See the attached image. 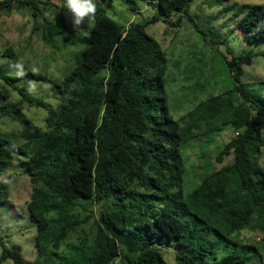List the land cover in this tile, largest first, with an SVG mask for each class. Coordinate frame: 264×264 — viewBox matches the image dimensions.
Here are the masks:
<instances>
[{
  "label": "trees",
  "instance_id": "trees-1",
  "mask_svg": "<svg viewBox=\"0 0 264 264\" xmlns=\"http://www.w3.org/2000/svg\"><path fill=\"white\" fill-rule=\"evenodd\" d=\"M191 1L157 0L155 15L125 26L104 13L113 0H95L73 69L51 81L61 94L55 108L0 74L24 101L47 112L41 129L0 106L1 116L22 126L21 144L0 135V165L24 159L26 208L36 229L33 264H168L163 247L174 248L176 264H210L223 246L228 250L218 264H247L254 252L263 257L264 104L240 80L253 56L226 58L233 88L174 119L165 89L168 60L146 32L158 22L178 26ZM15 6L0 0V9ZM175 16L177 24L170 21ZM237 26L247 43L264 39V2L247 6ZM52 33L57 29L43 37L46 44ZM225 128L231 136L211 160L214 167L185 196L183 145ZM7 198L0 185V204ZM245 230L263 236L255 243L261 251L240 240ZM7 260L29 264L16 246L2 249L0 264Z\"/></svg>",
  "mask_w": 264,
  "mask_h": 264
},
{
  "label": "rangeland",
  "instance_id": "rangeland-1",
  "mask_svg": "<svg viewBox=\"0 0 264 264\" xmlns=\"http://www.w3.org/2000/svg\"><path fill=\"white\" fill-rule=\"evenodd\" d=\"M17 6L0 9V74L28 95L40 99L51 107L61 102V94L51 81L62 80L74 67L76 51L81 49L80 39L87 37L92 18H85L78 27L73 25L72 14L66 0H14ZM264 0H192L185 12L178 16V26L158 22L146 28V32L161 46L167 58L166 92L168 106L174 119L215 94L228 93L234 81L226 65V58L252 55L250 64H243L241 83L258 103L264 104V39L245 42L237 26L245 8ZM23 3V4H22ZM28 3L35 5L30 6ZM157 11V0H113L105 9L106 16L122 25L143 23ZM33 14L36 15L33 16ZM175 16L170 19L177 24ZM50 44L43 41L48 32ZM60 31V32H59ZM73 34L76 38L73 41ZM68 41V44L65 42ZM10 50L11 54H4ZM31 74L43 76L34 80ZM0 106L15 110L34 125L45 129L47 112L35 103L24 101L12 85L0 78ZM22 126L17 121L0 115V135L16 144ZM200 133H203L200 130ZM231 136L228 128L200 134L189 140L181 149L183 158V191L187 196L214 167L211 162L217 151ZM24 159L12 156L7 164L0 165V185L8 190V198L0 204V254L2 249L19 247L26 263L37 261L34 248L36 229L26 208L31 188L23 167ZM264 169V151L260 159ZM221 165H216L219 168ZM95 210L96 207L94 206ZM263 236L245 230L241 241L255 245ZM168 264L177 263L173 247L161 248ZM220 247L215 251L218 264L227 252ZM247 264H264L257 252ZM213 260V259H211ZM2 264H13L7 260Z\"/></svg>",
  "mask_w": 264,
  "mask_h": 264
},
{
  "label": "clouds",
  "instance_id": "clouds-1",
  "mask_svg": "<svg viewBox=\"0 0 264 264\" xmlns=\"http://www.w3.org/2000/svg\"><path fill=\"white\" fill-rule=\"evenodd\" d=\"M68 11L72 14L73 25L78 27L85 18H91L96 12L95 0H66Z\"/></svg>",
  "mask_w": 264,
  "mask_h": 264
},
{
  "label": "built area",
  "instance_id": "built-area-1",
  "mask_svg": "<svg viewBox=\"0 0 264 264\" xmlns=\"http://www.w3.org/2000/svg\"><path fill=\"white\" fill-rule=\"evenodd\" d=\"M257 240H259V239H257Z\"/></svg>",
  "mask_w": 264,
  "mask_h": 264
}]
</instances>
